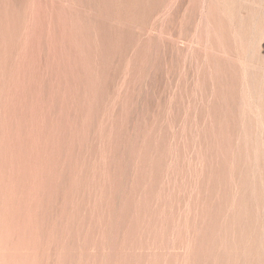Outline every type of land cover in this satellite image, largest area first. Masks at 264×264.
Listing matches in <instances>:
<instances>
[{
	"label": "rangeland",
	"instance_id": "374dc122",
	"mask_svg": "<svg viewBox=\"0 0 264 264\" xmlns=\"http://www.w3.org/2000/svg\"><path fill=\"white\" fill-rule=\"evenodd\" d=\"M0 264H264V0H0Z\"/></svg>",
	"mask_w": 264,
	"mask_h": 264
}]
</instances>
